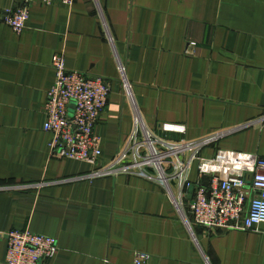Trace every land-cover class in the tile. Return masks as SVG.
Wrapping results in <instances>:
<instances>
[{"label":"crops","instance_id":"obj_1","mask_svg":"<svg viewBox=\"0 0 264 264\" xmlns=\"http://www.w3.org/2000/svg\"><path fill=\"white\" fill-rule=\"evenodd\" d=\"M12 5L0 0V261L7 233L28 229L57 239L40 264H131L139 253L147 264H264V224L189 229L160 185L89 177L88 164L51 154L43 129L61 54L68 70L109 86L94 128L99 166L127 138L133 106L152 129L182 126L175 139L219 134L194 161L193 183L207 184L200 168H222L223 155L264 158V0L34 1L20 33L2 21Z\"/></svg>","mask_w":264,"mask_h":264},{"label":"built area","instance_id":"obj_2","mask_svg":"<svg viewBox=\"0 0 264 264\" xmlns=\"http://www.w3.org/2000/svg\"><path fill=\"white\" fill-rule=\"evenodd\" d=\"M34 1L51 0H13V5L3 11L2 21L20 33ZM61 1L67 5L74 2ZM52 66L55 77L43 105V129L51 134L48 142L51 154L88 164L94 169L89 177L125 174L157 183L189 229L251 231L264 224L263 157L223 155L217 159V162L224 160L222 168L213 163L200 168L199 175L208 177L207 184L193 183L190 173L194 161L201 149L219 134L193 140L175 139L171 134H183L182 126L170 124L152 129L133 106L127 138L119 145L115 156L99 166L102 140L94 128L107 105L109 86L99 76L68 70L61 54L53 56ZM117 71L122 91L131 100L125 66L120 60H117ZM37 185L19 184L18 187ZM190 188L191 197L188 198ZM58 249L53 236L28 229L12 230L7 233L6 252L0 264H40L53 258ZM131 264H147V255L136 254Z\"/></svg>","mask_w":264,"mask_h":264},{"label":"water","instance_id":"obj_3","mask_svg":"<svg viewBox=\"0 0 264 264\" xmlns=\"http://www.w3.org/2000/svg\"><path fill=\"white\" fill-rule=\"evenodd\" d=\"M192 191V188H190L189 189V194H188V198H190L191 197V194H190V192Z\"/></svg>","mask_w":264,"mask_h":264}]
</instances>
